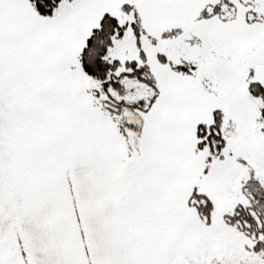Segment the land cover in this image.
<instances>
[{"label":"snow or ice","instance_id":"snow-or-ice-1","mask_svg":"<svg viewBox=\"0 0 264 264\" xmlns=\"http://www.w3.org/2000/svg\"><path fill=\"white\" fill-rule=\"evenodd\" d=\"M0 264H264V0H0Z\"/></svg>","mask_w":264,"mask_h":264}]
</instances>
